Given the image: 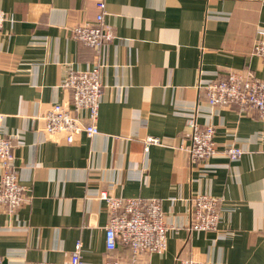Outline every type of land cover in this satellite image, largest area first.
<instances>
[{
  "label": "crops",
  "instance_id": "crops-1",
  "mask_svg": "<svg viewBox=\"0 0 264 264\" xmlns=\"http://www.w3.org/2000/svg\"><path fill=\"white\" fill-rule=\"evenodd\" d=\"M104 20L115 38L99 47L72 36ZM12 20L0 28V136L15 142L27 197L14 212L0 203L4 264H70L81 241L83 264L132 252L109 250L110 215L101 192L157 199L167 247L138 264H264V118L238 105L213 106L206 88L231 72L264 81V0H0ZM99 67V132L74 142L47 134L39 116L72 103L70 70ZM214 125L219 152L191 161L188 120ZM148 137L158 138L149 143ZM235 144V160L222 151ZM1 179V169H0ZM220 199L216 230L189 228L190 199Z\"/></svg>",
  "mask_w": 264,
  "mask_h": 264
},
{
  "label": "built area",
  "instance_id": "built-area-1",
  "mask_svg": "<svg viewBox=\"0 0 264 264\" xmlns=\"http://www.w3.org/2000/svg\"><path fill=\"white\" fill-rule=\"evenodd\" d=\"M100 12L96 23H85L72 30V36L91 46L99 47L115 38L114 31L104 20V3L99 2ZM12 20L5 11L0 10V28L4 22ZM255 52L264 59V41H259ZM63 85L72 90V103L55 104L42 113L43 130L47 134H64L68 142H74L82 133L93 136L99 132L96 120L99 115L102 82L99 67L90 70H70ZM208 102L213 106L238 105L244 111L252 109L264 118V81L252 74L231 72L227 78L213 82L206 88ZM188 143L185 150L191 161H204L215 156L219 150L214 139V125L202 126L194 118L188 120ZM149 143H157L158 138L148 137ZM15 142L11 136H0V203L9 212H14L27 197L26 187L18 180L15 163ZM235 160L243 155L241 147L231 144L222 151ZM108 206L110 215L106 224V243L109 250L118 247L129 248L132 257L129 263L108 256L102 264H138L145 252H163L167 247L168 226L164 211L157 199L142 197H118L103 191L100 194ZM189 228L192 230H216L221 221L220 199L211 194H199L191 199ZM81 241L76 243L71 253L70 264H83L80 249ZM0 264H4L0 258ZM33 264H52L41 261ZM180 264H205L193 258H184Z\"/></svg>",
  "mask_w": 264,
  "mask_h": 264
}]
</instances>
